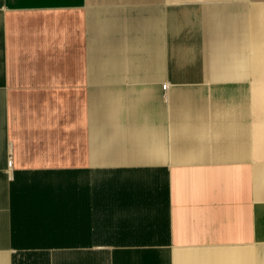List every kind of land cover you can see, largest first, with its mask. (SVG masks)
<instances>
[{
	"label": "crops",
	"instance_id": "1",
	"mask_svg": "<svg viewBox=\"0 0 264 264\" xmlns=\"http://www.w3.org/2000/svg\"><path fill=\"white\" fill-rule=\"evenodd\" d=\"M0 264H264V0H0Z\"/></svg>",
	"mask_w": 264,
	"mask_h": 264
},
{
	"label": "built area",
	"instance_id": "2",
	"mask_svg": "<svg viewBox=\"0 0 264 264\" xmlns=\"http://www.w3.org/2000/svg\"><path fill=\"white\" fill-rule=\"evenodd\" d=\"M164 89H167V85H166V86H164Z\"/></svg>",
	"mask_w": 264,
	"mask_h": 264
}]
</instances>
